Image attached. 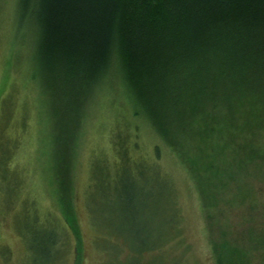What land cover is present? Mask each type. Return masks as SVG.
Segmentation results:
<instances>
[{"label": "rangeland", "instance_id": "obj_1", "mask_svg": "<svg viewBox=\"0 0 264 264\" xmlns=\"http://www.w3.org/2000/svg\"><path fill=\"white\" fill-rule=\"evenodd\" d=\"M10 8L0 0V264H44L40 232L56 238L46 264H264V103L244 129L222 122L221 143H176L94 81L72 128L15 57Z\"/></svg>", "mask_w": 264, "mask_h": 264}, {"label": "trees", "instance_id": "obj_2", "mask_svg": "<svg viewBox=\"0 0 264 264\" xmlns=\"http://www.w3.org/2000/svg\"><path fill=\"white\" fill-rule=\"evenodd\" d=\"M10 7L20 32L15 57L25 58L52 113L72 128L94 81L119 87L133 112H144L176 143H221L222 122L238 128L237 115L244 129L264 103V0H10ZM238 145L230 149L234 157L251 149L240 153ZM55 239L39 233L44 264Z\"/></svg>", "mask_w": 264, "mask_h": 264}]
</instances>
